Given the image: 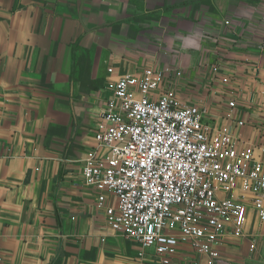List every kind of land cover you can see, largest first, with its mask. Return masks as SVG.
<instances>
[{
    "label": "crops",
    "instance_id": "1",
    "mask_svg": "<svg viewBox=\"0 0 264 264\" xmlns=\"http://www.w3.org/2000/svg\"><path fill=\"white\" fill-rule=\"evenodd\" d=\"M148 65L209 124L264 142V0H0V264H149L81 175L107 82ZM248 231L253 251L220 245L232 264H264V224Z\"/></svg>",
    "mask_w": 264,
    "mask_h": 264
},
{
    "label": "built area",
    "instance_id": "2",
    "mask_svg": "<svg viewBox=\"0 0 264 264\" xmlns=\"http://www.w3.org/2000/svg\"><path fill=\"white\" fill-rule=\"evenodd\" d=\"M165 76L148 65L107 82L83 181L108 226L149 264H232L224 240L246 238L253 251L252 213L264 224V142L241 141L232 125L242 121L209 124L205 107L163 88Z\"/></svg>",
    "mask_w": 264,
    "mask_h": 264
},
{
    "label": "rangeland",
    "instance_id": "3",
    "mask_svg": "<svg viewBox=\"0 0 264 264\" xmlns=\"http://www.w3.org/2000/svg\"><path fill=\"white\" fill-rule=\"evenodd\" d=\"M252 216H253V213H252L251 217L249 218V220H251V219H252Z\"/></svg>",
    "mask_w": 264,
    "mask_h": 264
},
{
    "label": "trees",
    "instance_id": "4",
    "mask_svg": "<svg viewBox=\"0 0 264 264\" xmlns=\"http://www.w3.org/2000/svg\"><path fill=\"white\" fill-rule=\"evenodd\" d=\"M81 85H83V86H84V82H83V81L81 82Z\"/></svg>",
    "mask_w": 264,
    "mask_h": 264
}]
</instances>
